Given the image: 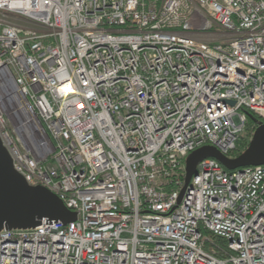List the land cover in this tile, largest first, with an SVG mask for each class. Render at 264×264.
Returning a JSON list of instances; mask_svg holds the SVG:
<instances>
[{
	"label": "built area",
	"instance_id": "obj_1",
	"mask_svg": "<svg viewBox=\"0 0 264 264\" xmlns=\"http://www.w3.org/2000/svg\"><path fill=\"white\" fill-rule=\"evenodd\" d=\"M247 112L264 0H0V138L77 213L4 228L0 264H264V164L203 159L179 201L187 156L232 157Z\"/></svg>",
	"mask_w": 264,
	"mask_h": 264
},
{
	"label": "water",
	"instance_id": "obj_2",
	"mask_svg": "<svg viewBox=\"0 0 264 264\" xmlns=\"http://www.w3.org/2000/svg\"><path fill=\"white\" fill-rule=\"evenodd\" d=\"M234 105V102H231ZM256 129L247 148L230 157L213 145L202 146L186 158L185 183L180 193L182 200L198 163L215 158L228 170L264 164V121L248 113ZM60 220L67 224L77 220V213L70 210L52 191L44 186L30 185L13 166V160L0 138V231L6 229H31L41 220Z\"/></svg>",
	"mask_w": 264,
	"mask_h": 264
},
{
	"label": "trees",
	"instance_id": "obj_3",
	"mask_svg": "<svg viewBox=\"0 0 264 264\" xmlns=\"http://www.w3.org/2000/svg\"><path fill=\"white\" fill-rule=\"evenodd\" d=\"M248 113L249 112H247V114ZM256 127H257L256 124L248 117V124H247L246 132L239 137L237 149L230 154L232 157L239 155L241 152H243L247 148L249 141H250V137L253 135V132L256 129Z\"/></svg>",
	"mask_w": 264,
	"mask_h": 264
},
{
	"label": "rangeland",
	"instance_id": "obj_4",
	"mask_svg": "<svg viewBox=\"0 0 264 264\" xmlns=\"http://www.w3.org/2000/svg\"><path fill=\"white\" fill-rule=\"evenodd\" d=\"M217 31H219V32H223V31H225V30H222V29H217Z\"/></svg>",
	"mask_w": 264,
	"mask_h": 264
}]
</instances>
